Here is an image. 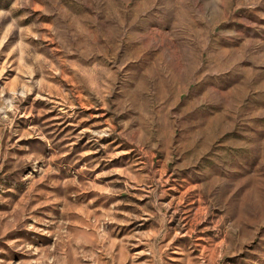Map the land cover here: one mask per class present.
Returning a JSON list of instances; mask_svg holds the SVG:
<instances>
[{"label": "rangeland", "instance_id": "rangeland-1", "mask_svg": "<svg viewBox=\"0 0 264 264\" xmlns=\"http://www.w3.org/2000/svg\"><path fill=\"white\" fill-rule=\"evenodd\" d=\"M0 264H264V0H0Z\"/></svg>", "mask_w": 264, "mask_h": 264}]
</instances>
